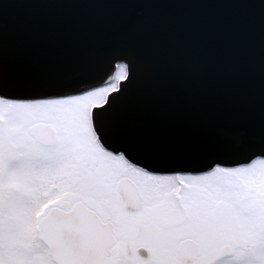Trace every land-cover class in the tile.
I'll return each mask as SVG.
<instances>
[{
    "label": "snow or ice",
    "instance_id": "6c2138e0",
    "mask_svg": "<svg viewBox=\"0 0 264 264\" xmlns=\"http://www.w3.org/2000/svg\"><path fill=\"white\" fill-rule=\"evenodd\" d=\"M113 82L29 95L0 46V264H264V153L196 173L114 111ZM133 154L140 159H134Z\"/></svg>",
    "mask_w": 264,
    "mask_h": 264
},
{
    "label": "water",
    "instance_id": "95a60500",
    "mask_svg": "<svg viewBox=\"0 0 264 264\" xmlns=\"http://www.w3.org/2000/svg\"><path fill=\"white\" fill-rule=\"evenodd\" d=\"M0 46L8 78L40 83L29 95L130 64L114 111L160 147L158 171L264 153V0H0Z\"/></svg>",
    "mask_w": 264,
    "mask_h": 264
},
{
    "label": "flooded vegetation",
    "instance_id": "af4514ba",
    "mask_svg": "<svg viewBox=\"0 0 264 264\" xmlns=\"http://www.w3.org/2000/svg\"><path fill=\"white\" fill-rule=\"evenodd\" d=\"M117 71H118V69H117ZM117 71H116V72H117ZM115 75H116V73H115ZM114 77H115V76H114ZM112 82H113V81H112ZM112 82H111V83H112ZM109 84H110V83H109ZM107 85H108V84H107ZM104 86H105V85H104Z\"/></svg>",
    "mask_w": 264,
    "mask_h": 264
}]
</instances>
